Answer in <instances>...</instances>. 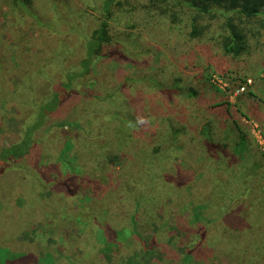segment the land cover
Segmentation results:
<instances>
[{
  "label": "rangeland",
  "instance_id": "1",
  "mask_svg": "<svg viewBox=\"0 0 264 264\" xmlns=\"http://www.w3.org/2000/svg\"><path fill=\"white\" fill-rule=\"evenodd\" d=\"M15 1L0 0V150L18 140L32 114L30 103L79 66L85 38L102 20L94 0H30L28 12ZM135 19L132 30L111 24L112 42L89 80L79 81L50 116L24 166L0 175V264H117L116 252H101L99 235L111 239L112 231L122 234L125 255L140 251L142 234L150 251L147 264H175L196 233L203 253L198 256L197 248L193 253L202 264H235L221 241L211 247L224 210L230 222L236 217L245 227L254 226L253 249L258 244L264 253V34L251 35L247 53L234 58L210 40L189 39L188 29L181 32L167 19L149 18L144 9ZM175 82L180 94L166 93ZM191 88L195 97L182 95ZM116 106L133 115L139 127L134 141L119 146L125 152L107 156L108 180L100 182L92 172L102 166L96 158L66 149L70 126L65 122L81 120L88 129L97 120L109 122L104 114ZM171 126L182 129L180 150L167 153L161 167L165 179L148 185L152 197L133 217L136 201L123 192L125 183L136 190L128 180L129 162L140 158L144 168L154 148L164 154ZM177 175L189 181L188 187L176 191ZM184 189L167 211L161 209L160 201L168 203ZM212 203L219 211H202ZM196 218L207 220L210 238L202 237Z\"/></svg>",
  "mask_w": 264,
  "mask_h": 264
},
{
  "label": "trees",
  "instance_id": "2",
  "mask_svg": "<svg viewBox=\"0 0 264 264\" xmlns=\"http://www.w3.org/2000/svg\"><path fill=\"white\" fill-rule=\"evenodd\" d=\"M96 7L93 9L101 13V24L95 29V31L86 37L85 43V56L80 61L79 66L70 68L63 73V77L58 83V86L50 91L45 97L41 98L34 103H30L32 108V114L26 118L20 136L17 141L9 146H6L0 150V175L10 172L12 170H18L24 166L23 161L30 155L40 143L38 138L39 132L47 127V122L50 116L58 111L63 103L68 100L70 94L76 92V86L79 81L89 80L88 77L92 72V67L95 62L102 56V51L106 44L112 42L110 35V26L112 23L125 26L127 29H134L138 24L135 19L137 12L140 9H144L146 15L149 18L154 19H167L168 22L176 27L179 31L183 32L184 29H188L189 39H204L210 40L218 45L222 51L234 58L240 57L247 53L249 49L250 36L254 35L257 31L264 34V0H94ZM15 5L22 9L29 11L30 0H16ZM117 7V8H115ZM141 7V8H140ZM218 22V29L211 30V25ZM130 38L134 39L131 35ZM136 40V39H135ZM118 45L120 41L117 42ZM122 48L124 45L122 43ZM0 63V68H1ZM243 80L242 78H240ZM140 82V79L137 80ZM89 85V84H87ZM178 82H175L172 90L166 91L170 95L180 94ZM182 94V93H181ZM187 98L195 97L197 92L194 89H189L183 93ZM255 95V94H252ZM114 98L111 94L109 98ZM113 104L115 102L111 101ZM229 106V104L225 103ZM227 106V107H228ZM98 112L102 113V106H97ZM101 107V108H100ZM109 122H99L92 125L89 124V128L81 124L80 121L65 122L70 126V134L65 138L64 144L66 149L73 148L80 152L89 153V157L97 159V163L102 165L92 170L95 175V179L98 181L106 182L108 180V174L106 165H108L111 159L107 156H114L118 154L117 151L120 145L124 147L134 141L133 131L136 127H139L137 119L130 114H127L117 106L110 112V114H104ZM107 121V120H106ZM110 121H115L116 126H112ZM61 126H63L61 124ZM57 127V126H56ZM64 127V126H63ZM62 127V128H63ZM76 127L77 132L74 133ZM64 131V129H63ZM182 133V129L179 127L171 126L168 132L169 140L165 141L164 154L157 148H154L153 152L149 153V159L145 160L144 168L140 163V158L130 160L128 180L136 190L130 189L127 184H123V192L127 197H133L136 201L137 209L135 210V217L139 211L140 204L143 201H148L152 194L148 191L147 187L152 182H160L165 179V175L162 173V164L166 160L167 153L172 154L173 151L180 150L178 144V138ZM207 145L212 147L210 134L207 130ZM241 146L244 148L246 139L244 136H240ZM63 144V145H64ZM214 148V146H213ZM216 148V146H215ZM125 152V150H122ZM137 155L140 156L139 153ZM118 158V156H114ZM76 174L82 175L83 172L78 171ZM179 176V175H177ZM141 180V181H140ZM145 183V187L140 184ZM189 181L184 183V178L181 176L175 182V186L179 189L182 187H188ZM138 187V188H137ZM185 190V189H184ZM246 184H243V192L246 196L249 191ZM181 193H173L168 198V203L160 201L159 206L163 211H167V208L171 207L174 200H178L183 197L186 190ZM159 198V197H158ZM194 203L197 198H193ZM193 206V205H192ZM197 206V205H196ZM190 211H194L193 207L189 206ZM214 208V204H208L201 207L202 211H211ZM216 210V208H214ZM219 211V210H216ZM221 215L218 216L217 222H219L218 239L214 243L211 242V247L216 246L221 241L222 245L227 246L232 252L230 255L235 264H264V253L262 254V247L257 244V248L253 249L251 239L253 238L254 226L245 227L244 222L236 220L234 217L232 222L228 218H224L228 213L219 211ZM254 216V215H253ZM203 217V216H202ZM254 218V217H253ZM256 219V218H254ZM202 225V237H209L211 232L207 228L208 222L206 219L196 218V221ZM195 222V219H194ZM99 225H102L98 222ZM113 229H111L112 231ZM134 232L136 227H134ZM84 231V230H83ZM189 231V230H188ZM111 239L102 235H99L103 246L101 252L110 256L111 253L116 252L117 256L115 261L117 264H147L150 251L147 250L146 245L148 241L138 232L140 238L141 248L139 252H133L132 254H122L121 246H123V236L120 232L112 231ZM191 232V231H189ZM200 233L194 234V238L190 239V248L185 247L184 253L180 258H175V264H202L201 258L197 259V254L193 252L197 245H199ZM261 236V233L259 234ZM128 236V235H127ZM116 238V240H114ZM127 238V237H126ZM114 240V241H112ZM261 237H259V242ZM262 242V241H261ZM260 242V245L262 246ZM142 243H144L142 245ZM198 256L203 253L199 248L196 249ZM13 261V260H12Z\"/></svg>",
  "mask_w": 264,
  "mask_h": 264
}]
</instances>
